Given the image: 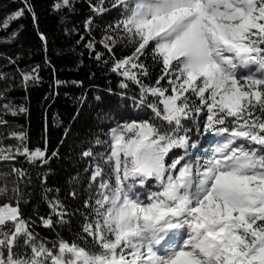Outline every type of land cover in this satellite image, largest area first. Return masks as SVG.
<instances>
[{"label":"snow or ice","instance_id":"6c2138e0","mask_svg":"<svg viewBox=\"0 0 264 264\" xmlns=\"http://www.w3.org/2000/svg\"><path fill=\"white\" fill-rule=\"evenodd\" d=\"M20 3L0 20V32L26 13L35 19L30 0ZM68 7L71 0L53 5ZM89 7L101 16L115 10L120 18L85 47L98 61L107 52L120 88L135 85L133 103L150 118L110 129V150L90 169L95 195L84 201L82 231L95 251L63 239L52 246L37 240L19 204L10 202L14 195L0 204V264H264V0H89ZM92 23L85 21L89 35ZM120 44L131 46V54L117 58ZM149 50L160 70L153 84L145 82ZM21 80L24 87L38 82L37 69L21 71ZM2 108L12 116L27 112ZM201 114L202 135L217 139L210 154L194 155L199 148L185 122ZM11 138L19 144L0 146V162L23 156L30 164L48 163L46 140L33 149L26 132ZM176 149L182 154L169 163ZM82 155L96 159L90 149ZM153 181L155 190L141 199L136 190ZM7 193L0 186V197ZM48 207L43 227L67 222L61 201L49 200Z\"/></svg>","mask_w":264,"mask_h":264},{"label":"trees","instance_id":"16d2710c","mask_svg":"<svg viewBox=\"0 0 264 264\" xmlns=\"http://www.w3.org/2000/svg\"><path fill=\"white\" fill-rule=\"evenodd\" d=\"M56 2L60 0H30L35 19L26 13L0 32V40L4 41L0 43V93L3 94L0 119L7 121L0 125V146H16L19 141L11 138V133L26 132L30 148H43L47 141L50 157L47 164H30L23 156L14 162H0V186L6 185L8 189L7 195L0 197V204L16 195L17 199L10 202L19 204L21 215L29 222L37 240L43 239L48 246L63 239L95 251L94 241L82 231L87 214L84 201L95 195L89 183L90 169L100 153L107 154L110 150L106 143L110 129L133 120L149 119L150 112L135 107L132 97L139 95L135 85L128 82L127 89L120 88L121 77L110 70L111 57L103 47L96 44L97 51L105 52L100 61L85 47L89 40L101 39L105 28L120 18L118 13L113 10L96 15L89 7V0H71V7L54 10ZM20 7V0H0V20ZM90 17L91 35L85 31V21ZM81 36L85 39L81 40ZM131 51V46L120 44L115 55L123 58ZM143 59L151 71L145 82L153 84L160 74L159 65L153 63L151 50ZM33 68L37 69L39 80L24 87L21 71L29 72ZM4 104L23 106L27 112L12 116L2 108ZM203 122V114L185 122L199 148V152L192 150L194 155H205L206 149L210 154L217 139L210 134L202 135ZM166 128L167 125L161 130ZM97 139L102 143L97 145ZM89 149L96 159L82 155ZM182 151L173 150L169 163ZM54 152L58 154L52 157ZM13 167L22 169L26 175L14 174ZM105 171H109L107 167ZM111 179L114 184V177ZM14 187L18 188L17 194L12 192ZM154 190L155 182H152L136 191L145 199L148 191ZM71 192L76 196L69 195ZM54 199L66 207L67 222L45 228L40 218L49 215L48 201ZM23 250L21 242L16 251Z\"/></svg>","mask_w":264,"mask_h":264},{"label":"rangeland","instance_id":"374dc122","mask_svg":"<svg viewBox=\"0 0 264 264\" xmlns=\"http://www.w3.org/2000/svg\"><path fill=\"white\" fill-rule=\"evenodd\" d=\"M154 182V181H153Z\"/></svg>","mask_w":264,"mask_h":264}]
</instances>
